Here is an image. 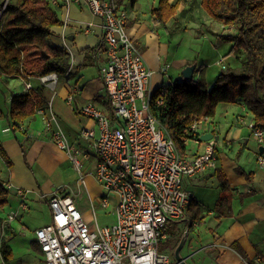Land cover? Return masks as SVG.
<instances>
[{
  "label": "crops",
  "instance_id": "1",
  "mask_svg": "<svg viewBox=\"0 0 264 264\" xmlns=\"http://www.w3.org/2000/svg\"><path fill=\"white\" fill-rule=\"evenodd\" d=\"M49 1L63 21V24L52 28L51 41L66 48L71 54L72 68L68 77H59L56 90L43 84L39 75L29 76L28 81L22 77L0 81V106L5 113L0 119V176L10 189L8 203L0 208V243L2 240L9 246V241L14 236L24 235L27 230H34L31 241H37L35 230L51 221L52 210L49 219L37 225L32 221L35 218L27 217L26 213L34 210L32 209L34 202L47 203L46 195L55 191L46 185L43 179V167L49 164L50 160L48 146L51 143V129L48 126V118L52 113L58 116L75 152L84 162L83 180L79 173L78 181L87 201L90 202V208L93 202L99 204L103 194V188L94 175L96 161L92 155H87L92 153L93 148L90 141L81 134L84 128L95 126L94 121L81 111L86 103L95 101L105 113L111 112L100 71V64L106 61L105 53L103 54L105 46L102 42L101 19L83 0ZM158 1L150 0L149 4H152L149 7L150 12L142 14L139 10L141 6L138 4L140 0L135 4H131L130 0L121 2L117 0L128 11L127 26L139 47L144 44L140 39L153 33L151 22L155 27L160 25L153 14ZM195 1L202 2L188 0L182 6L187 9V5ZM214 46L216 47V44ZM226 52L220 50L216 54V64L220 58L226 60L225 63L232 61L239 51H234L227 58L224 57ZM27 54V60H34L37 57L34 50ZM159 60L158 72L163 75L162 84L164 81L173 82L180 79L183 72L177 78L172 74L166 77L171 66L164 63L162 57ZM194 62L196 61L189 58H181L177 60V65L185 68ZM166 65L169 67L164 73L161 69ZM220 71L221 68L213 74V81H208L209 87L214 84ZM27 83H31L33 89L42 90V95L48 101V108L39 110L34 118H26L16 126L10 120L9 105L12 94L26 91ZM73 89H77V92L71 105L66 98ZM253 119L254 116L241 99L233 103H220L216 114L205 120L208 125L200 130V136L210 132L216 138L218 160L215 168H208L195 177L184 178L185 187L192 193L190 203L194 200L204 216L200 223L195 222L196 229L189 238V250L184 255L186 258L188 256L189 264H192L190 260H193V264H264V165L258 161L260 153L264 155V151L261 150L263 145L252 138L249 122ZM185 145V155L193 156L204 150L206 140L189 137ZM22 149L25 150L26 156ZM4 153H7L11 164ZM238 168L253 173V181H248L238 172ZM224 178L229 190L223 186ZM90 179L96 182L99 189L97 195H95L97 189L90 186ZM20 190L27 191L26 206L22 204ZM72 190L68 187L69 192L73 193ZM224 196L225 199L229 198V207L221 204L217 210V204ZM78 208L85 219L94 225L91 213L86 214L85 207L78 205ZM11 214L15 215V219L7 223L6 219ZM233 243H237L246 252L247 259L237 249L232 248ZM29 246L28 244V248L32 250ZM40 254L43 257V253ZM0 264H4L1 252Z\"/></svg>",
  "mask_w": 264,
  "mask_h": 264
},
{
  "label": "built area",
  "instance_id": "2",
  "mask_svg": "<svg viewBox=\"0 0 264 264\" xmlns=\"http://www.w3.org/2000/svg\"><path fill=\"white\" fill-rule=\"evenodd\" d=\"M83 1L101 19L106 61L100 64V71L111 112L105 113L95 101L86 103L81 111L95 126L84 128L81 134L93 148L87 155L96 161L94 175L103 188L99 205L106 208L114 204L116 221L100 225L95 216L96 223L90 224L74 194L63 186L45 197L52 217L35 230L37 242L47 264H172L169 253L160 251L159 245L168 242L169 225L187 217L192 193L185 187L184 178L217 166V140H206L204 150L193 156L178 150L153 112L155 71L130 34L128 11L117 0ZM39 79L56 90V72ZM167 85L164 81L157 88L158 104L164 99ZM32 88L31 83L26 84V91ZM76 92L73 89L66 98L71 105ZM207 118L196 120L189 127L190 133L198 138L202 127L208 125ZM48 126L51 141L68 152L83 180L84 162L56 114L48 118ZM249 127L252 138L264 144V129L254 120ZM258 161L264 165L263 154ZM19 194L26 206L27 191L20 190ZM97 207L93 202L94 212ZM14 219L11 214L6 221Z\"/></svg>",
  "mask_w": 264,
  "mask_h": 264
},
{
  "label": "trees",
  "instance_id": "3",
  "mask_svg": "<svg viewBox=\"0 0 264 264\" xmlns=\"http://www.w3.org/2000/svg\"><path fill=\"white\" fill-rule=\"evenodd\" d=\"M0 1V81L14 77H22L28 81L29 76L51 72H57L60 78L68 77L71 54L66 48L51 41L52 28L63 24L51 2L8 0L5 5L6 0ZM130 1L135 4L138 0ZM187 1L159 0L153 14L159 23L166 25L175 17L180 5ZM201 3L213 19L234 27L233 33L217 34L222 42L232 43L224 57H229L234 51H242L243 55L238 52L236 58L224 63L225 68L222 67L211 87L203 76L205 66H196L195 74L199 71V77L194 75V78L187 79L182 75L180 79L169 83L160 104L156 101L159 96V89H156L152 100L153 112L166 127L182 154L186 152L184 138L192 136L189 127L201 117L214 116L220 103H233L241 99L254 116L255 123L264 129V0H202ZM31 50L37 53V57L27 60V53ZM43 51L48 57L42 54ZM192 64L198 65L196 62ZM45 108H48V101L42 95V90L32 88L31 91L12 94L8 114L11 122L19 126L24 119L34 118L39 110ZM4 116L0 106V119ZM22 151L26 156L25 150ZM4 156L11 164L7 153ZM237 170L248 181H253V173L242 168ZM223 186L229 190L225 178ZM9 197L10 189L0 176V208L8 203ZM221 204L229 207V198L221 197L217 210ZM203 218L201 208L193 200L188 206L186 218L189 231H194L195 222L200 223ZM177 231L178 223L169 225L171 235ZM183 233L184 230L173 245L174 248ZM32 246L36 252L42 253L36 240L32 241ZM232 248L237 249L247 259L248 255L237 243H233ZM0 252L4 264H11L14 259L13 249L2 240Z\"/></svg>",
  "mask_w": 264,
  "mask_h": 264
},
{
  "label": "rangeland",
  "instance_id": "4",
  "mask_svg": "<svg viewBox=\"0 0 264 264\" xmlns=\"http://www.w3.org/2000/svg\"><path fill=\"white\" fill-rule=\"evenodd\" d=\"M149 1L150 0H140V3H138L141 6L139 10L142 14L150 12L149 7H151L152 4H149ZM183 4L184 3H182L178 8L175 17L166 25L160 23V25L155 27V24L151 22V31L153 33L149 34L148 37L144 39H140V41L144 43L142 46L140 45L144 57L152 69H157L155 70V74L153 76V92L162 84L163 75L158 72L160 57H162L164 63L170 64L171 66V68H169V73H166V77H169V74H172L173 77L177 78L184 69L177 65V60L181 58H189L191 61H196L198 65H195L198 67L205 64L203 66H205L206 70L204 71L203 76H205L207 82H211L213 81V74L216 71H219L220 68L222 69V63L224 64L226 62V60H224L219 62L220 65L216 64V54H218L220 50L228 51L232 45L230 42H222L217 36V34L223 32L229 34L233 33L234 27L232 25H225L213 19L212 16L209 15L203 8L202 4L197 1L191 2L189 5L186 4L187 9H184L182 6ZM151 24H149V26H151ZM213 44H216V47ZM239 53L241 56L243 55L242 51ZM191 64L192 63H190V65ZM197 73L198 72H196L195 76L199 77L200 73ZM192 136L194 137V135ZM50 142L51 143L48 146L50 156L49 164L43 167V179L46 185H49L55 190L63 186H67V189L68 187L71 190L73 189L72 191H74V197L76 198L78 205L87 209L86 214H88V212L91 213L92 221L94 222L93 224L96 223L95 216L100 225L115 223L116 215L113 212L114 204L109 205L106 208L98 204L99 207H97L94 212L92 206L90 208V202L89 200L87 201V197L83 193V188L79 184V172L75 169L74 163L70 160L68 152L58 147L53 141ZM94 180L90 179V186H94L97 189L95 194L97 195V191H99V189L96 185L97 181L95 180V182ZM31 202H33V200H31ZM32 206V209L34 210L26 213V216H32L35 218L32 220L35 225L49 219L51 209L48 202H34ZM188 228L187 220L181 221L178 224V231L171 235V246L169 243H160L159 245L160 251L168 252L171 255V262L173 264H179L174 255L175 248L173 245L176 243L181 232L183 230L186 231ZM33 231L27 230L26 234H18L9 241L10 246L15 253V259L11 261V264H47L43 257H41L40 253L37 252L36 255V251L32 246L31 240L33 239ZM192 232L189 231L187 242L182 249L183 255L188 253L189 238L192 235ZM28 244L32 250L28 248ZM190 262L193 264V260H190Z\"/></svg>",
  "mask_w": 264,
  "mask_h": 264
},
{
  "label": "water",
  "instance_id": "5",
  "mask_svg": "<svg viewBox=\"0 0 264 264\" xmlns=\"http://www.w3.org/2000/svg\"><path fill=\"white\" fill-rule=\"evenodd\" d=\"M7 2H8V0H6L5 5H6ZM1 14H2V12L0 13V15ZM42 54L48 57V55H46V53L44 51H43ZM195 67H196L195 64H191V65L186 66L183 69V73H182L183 77L187 78V79L194 78ZM213 137H214V135L209 132V133L202 134L200 136V139L201 140H210ZM261 150H262V152L264 151V145L262 146ZM188 236H189V228L186 231H184V233H183L178 245L175 248L174 255H175V258H176V260L178 261L179 264H189L188 261H187V258L185 256H183V254H182V249L184 248V246H185V244L187 242Z\"/></svg>",
  "mask_w": 264,
  "mask_h": 264
},
{
  "label": "bare ground",
  "instance_id": "6",
  "mask_svg": "<svg viewBox=\"0 0 264 264\" xmlns=\"http://www.w3.org/2000/svg\"><path fill=\"white\" fill-rule=\"evenodd\" d=\"M0 13H1V12H0ZM220 60L223 61V59H221V58H220ZM220 60L217 61L218 64H219V61H220ZM222 65H225V64L222 63ZM71 68H72V66H71ZM223 68H225V67H223ZM70 71H71V70H70ZM51 73H52V72H51ZM56 73H57V72H56ZM69 73H70V72H69ZM69 73H68L67 75H69ZM48 74H49V73H48ZM194 75H195V74H194ZM40 76H42V75H40ZM40 76H39V77H40ZM58 77H59V76H58ZM169 83H171V82H168V84H169ZM201 118H202V117H201ZM191 134H192V133H191ZM192 135H194V134H192ZM191 137H193V136H191ZM188 138H189V137H188ZM188 138L186 137L185 140H184V142H186ZM193 138H194V137H193ZM195 138H196V139H200L199 137L197 138L196 136H195ZM213 138H214V137H213ZM261 145H264V144H261ZM201 152H202V151H201ZM260 154H261V153H260ZM184 155H185V154H184ZM187 215H188V214H187ZM186 218H187V217H186ZM186 218H185L184 220H186ZM184 220H181V221H184ZM181 221H180V222H181ZM180 222H178V224H179ZM170 239H171V234H170V238H169V240H170ZM169 240H168L167 244L169 243ZM167 253H168V252H167ZM169 255H170V254H169ZM183 256H184V255H183ZM170 259H171V255H170ZM188 263H189V262H188ZM172 264H173V263H172Z\"/></svg>",
  "mask_w": 264,
  "mask_h": 264
}]
</instances>
